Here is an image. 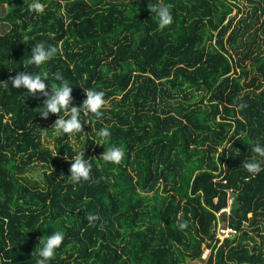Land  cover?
Returning <instances> with one entry per match:
<instances>
[{
  "label": "trees",
  "instance_id": "obj_1",
  "mask_svg": "<svg viewBox=\"0 0 264 264\" xmlns=\"http://www.w3.org/2000/svg\"><path fill=\"white\" fill-rule=\"evenodd\" d=\"M33 2L0 0V264H36L57 231L48 264H264V170L243 167L264 146V0H162L163 30L148 8L161 0ZM39 43L59 51L38 68ZM45 71L49 92L53 74L69 82L72 106L103 91L102 118L81 112L83 132L57 136L46 98L9 81ZM110 146L119 165L100 158ZM80 151L91 179L74 184ZM218 222L237 234L221 240Z\"/></svg>",
  "mask_w": 264,
  "mask_h": 264
},
{
  "label": "clouds",
  "instance_id": "obj_2",
  "mask_svg": "<svg viewBox=\"0 0 264 264\" xmlns=\"http://www.w3.org/2000/svg\"><path fill=\"white\" fill-rule=\"evenodd\" d=\"M151 13H155L158 17V28L160 30L165 29L173 23V16L171 14L170 5L161 2L148 5ZM29 10L35 13H43L45 10V5L40 3L39 0H34L33 3L29 5ZM59 49L55 46L45 47L43 43L36 44L32 48L31 57L28 59L27 63L35 65L36 67H41L50 61L57 53ZM54 79L60 81V84L51 85V91L47 90V84L45 81L48 80V73L42 72L37 74H31L28 72H19L14 77L10 76L9 81L15 89H26L30 96H36L37 93L45 97L43 101L44 109L40 114L41 118L47 119L49 114H55L59 118L54 122L52 129L57 136L60 135H70L74 136L77 133L83 132V124L80 121L81 112L87 117L89 114L97 119L102 118L103 109L106 106L105 93L103 91H97L95 89H86L85 96L86 99L83 101L80 107L72 106V88L67 80L59 73L53 74ZM5 87H8V82L0 81ZM63 112L64 118L60 116ZM97 135L104 140H107L111 133L107 127L102 128ZM252 151L257 154L262 160L257 161L255 158L251 162H245L243 164L244 169L251 175H256L260 171L264 170L261 164L264 163V146L256 144ZM84 151H80L72 159L70 166L69 179L72 183L78 184L82 180L87 181L91 179V163L86 160ZM125 157V152L122 147L110 146L103 152L100 157L103 161L107 163H112L119 165ZM99 217L89 213L87 215V220L89 223H94ZM187 227V222H182L179 224L181 230ZM64 240V233L57 231L52 235L48 236L46 239H40L43 246L36 249L32 254L37 256L36 264H48V262L54 258L56 249H58Z\"/></svg>",
  "mask_w": 264,
  "mask_h": 264
},
{
  "label": "built area",
  "instance_id": "obj_3",
  "mask_svg": "<svg viewBox=\"0 0 264 264\" xmlns=\"http://www.w3.org/2000/svg\"><path fill=\"white\" fill-rule=\"evenodd\" d=\"M232 201H233V199H232V197H231V198L229 199V202H228V206H227V208L224 209V210H222L221 213H227V215L230 214V209H231ZM245 225H246V224H245ZM217 234H218V237H219L221 240H223V239L226 238V237L230 238V237L236 235L237 232H236L235 230L231 229V228L226 227L225 224H223V223H221V222H220V223L218 222V225H217ZM208 253H209V250H205V252L203 253L202 258H205V259H206V258L208 257V256H207Z\"/></svg>",
  "mask_w": 264,
  "mask_h": 264
},
{
  "label": "rangeland",
  "instance_id": "obj_4",
  "mask_svg": "<svg viewBox=\"0 0 264 264\" xmlns=\"http://www.w3.org/2000/svg\"><path fill=\"white\" fill-rule=\"evenodd\" d=\"M242 7H243V8H242V11H244V13H245V11L249 10V9H248V6H247V4H246V2H243ZM236 14H237V12H235V13L232 15V17H235ZM1 26H2V24L0 23V33L3 32V29L1 28ZM249 68H251L250 65H249ZM186 264H205V263H204V260L202 259V260H197V261H194V262L188 261Z\"/></svg>",
  "mask_w": 264,
  "mask_h": 264
},
{
  "label": "water",
  "instance_id": "obj_5",
  "mask_svg": "<svg viewBox=\"0 0 264 264\" xmlns=\"http://www.w3.org/2000/svg\"><path fill=\"white\" fill-rule=\"evenodd\" d=\"M223 218H224V221H226L228 219V215L227 214H224L223 215Z\"/></svg>",
  "mask_w": 264,
  "mask_h": 264
}]
</instances>
